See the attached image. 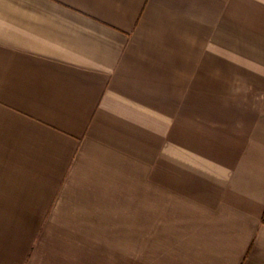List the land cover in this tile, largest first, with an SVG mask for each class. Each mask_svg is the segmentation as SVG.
I'll list each match as a JSON object with an SVG mask.
<instances>
[{
    "label": "crops",
    "instance_id": "1",
    "mask_svg": "<svg viewBox=\"0 0 264 264\" xmlns=\"http://www.w3.org/2000/svg\"><path fill=\"white\" fill-rule=\"evenodd\" d=\"M0 264H264V0H0Z\"/></svg>",
    "mask_w": 264,
    "mask_h": 264
}]
</instances>
